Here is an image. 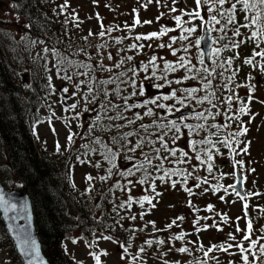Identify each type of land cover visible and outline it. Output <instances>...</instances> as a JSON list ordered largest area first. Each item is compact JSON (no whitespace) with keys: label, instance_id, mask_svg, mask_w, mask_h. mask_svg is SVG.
Instances as JSON below:
<instances>
[{"label":"snow or ice","instance_id":"snow-or-ice-1","mask_svg":"<svg viewBox=\"0 0 264 264\" xmlns=\"http://www.w3.org/2000/svg\"><path fill=\"white\" fill-rule=\"evenodd\" d=\"M93 2L95 3V0H93ZM152 2L153 0H147V3L143 4L142 7L147 8V4ZM155 2L159 4L160 0H155ZM177 2L178 0H172L173 5ZM194 4L195 8L188 11L180 10L182 15L173 17L177 28L180 29L179 37L172 36L169 38L170 42L168 44L161 43L157 45V47L161 49L167 47L173 56H177L178 52L184 53L183 55H179L175 61H168L163 56L158 58L156 54H153L147 61H140L139 65H135L130 63L134 60V56L132 55H126L116 59L111 53H108L107 59H115V63L107 66L104 65L101 60L94 67L91 63H85L83 61L77 62L67 57H61L56 49H43L45 54L51 51L53 56L56 57V63L53 67L56 68L57 78L61 81L70 82L74 89L71 95H68L70 91L69 87L65 86L60 89L61 100L65 103L64 111L75 113V115L71 117L63 118L65 120V126L69 128V134L66 138L67 145L69 147L73 145L75 142L74 137L76 136H79L81 139L92 136L93 139L90 144L85 143L81 145L82 148L87 150L84 155L87 156L89 153L97 154L109 165L105 170L106 175L97 178L101 181H107L113 175H116L119 176L121 180L126 181V183H121L120 180H117L113 187L109 189L110 192L119 190L129 193L127 200H122L120 204L116 205L117 209H130L133 203L139 204L141 209H143L145 207V202L150 207H155L152 201L161 195V193L156 191L157 186L155 181L157 179L165 183L170 182L171 187L175 188L178 183H187L188 177L192 176L193 172H195L198 167L195 165L192 166V171L176 167L165 168V162L170 165L187 164L192 159L189 152H192L195 154V160L199 161V165H206L207 171L211 174L214 167V156L224 155V153L220 152L219 148H217V144L228 149V157L231 160L233 168H235L236 165H240L242 168L244 164L243 160H235V156L240 153L248 154L249 152L251 141L244 142L237 138L244 137L249 132V128L241 117L249 115L247 124H251L255 119L256 114L250 113V105L253 100L255 99L257 102L264 104V101H260L254 96L258 85L252 82L256 79L253 72H259L260 76L264 78V47H261V45L264 44V0H194ZM68 6V0H64V4L58 6L60 8V13L57 14H62ZM11 7L19 8L20 5L13 4ZM55 11L56 10L53 9V12ZM133 11L135 12L137 10L134 9ZM170 11L176 12L177 9L172 7ZM202 12L204 14H202ZM238 13L242 14V22L237 20ZM161 16H163V13ZM183 16H187L189 19L184 20ZM160 18L161 17L158 16L157 21H159ZM97 19H101L99 14H97ZM194 21H199L200 23L196 24ZM143 23L150 24L152 22L144 21ZM140 24L141 21L137 13V18L134 20L132 27H128L127 25H125V27L131 32L132 28ZM185 24L189 26L185 27ZM24 27L30 28L31 25L25 24ZM100 27L101 31L98 35L101 38L113 31L112 27H108L107 30H105L102 21ZM198 29L200 32H203L204 35H197L193 42L190 38L193 34L198 33ZM241 29H246L249 34L245 36V33L241 32ZM175 30L174 28L162 26L159 32L138 34L135 37H131L134 42L124 49H119L118 54L120 51H135L136 54L139 55L145 45L138 42L160 39L168 32ZM229 32H231V36L228 35ZM211 33H218L219 35L213 39ZM91 35H93V33L89 31V36ZM236 37L244 38L237 40L235 39ZM124 38L125 37L115 38V43L120 44ZM84 39L87 40V37H84ZM21 40L27 41L28 38L22 36ZM209 40L211 41V45H215L224 40H227V43L223 44L222 47L215 48L209 45V50L213 57V66L209 68L205 64L203 59L204 53L201 52L199 57H197L200 65L198 67L187 54L192 47L199 49L202 41L208 45ZM178 42L181 46L179 48L173 47V45ZM249 42L254 43L255 47L252 49L250 56L243 58L242 65L248 66L251 71L248 73L244 83H236L235 77L241 70V65H236L233 68L234 61L240 59V54L237 49ZM30 43L35 44L36 41H30ZM40 43H43V41H40ZM147 46L149 48L152 47L151 44ZM96 47L99 52L101 48H106L107 44L96 45ZM257 49H259V51H257ZM81 51H83V49H81ZM222 51H232L233 55L221 59L220 53ZM257 57H259V59H257ZM43 58L47 59V56L45 55ZM88 59L92 60V57L89 56ZM158 59L163 61L162 65L158 63ZM70 68H75L77 71L69 73ZM79 69H83V71ZM97 69L102 72H108L110 74L109 78L99 79L96 77L95 71ZM217 69H220V71H217ZM180 70H183L184 73L182 77L169 79L170 73H175ZM45 71L46 73L51 72V69L45 65ZM141 73H143V76H141ZM225 73L229 74L225 76ZM80 76L87 77V80L74 81V77ZM216 77L220 78V83L214 86L213 79ZM47 80L49 94H55L56 88L52 83V76L48 75ZM190 80L197 81L198 86L172 87L173 84L181 85L185 81ZM82 85L86 87L87 91L82 89ZM109 85H114V87L109 88ZM30 87V84H25V88ZM165 87L170 89L168 93L161 91ZM241 87L247 89V96L245 98L240 97L236 92V89ZM149 88L156 89V93L150 94ZM221 88L230 93V95L224 97L223 100H220V97L216 95V92ZM129 89H131V91H129ZM201 92H203L204 95H199ZM77 96H79V99L75 100L74 103H66L68 99H73ZM101 96H103V99H101ZM141 97H143V99H140ZM115 100H119L121 103L118 104ZM81 101L84 102V107L81 111H76ZM170 101L172 103H166ZM192 101H195V103L193 104ZM214 101L226 104V110L221 112L218 104ZM234 101L238 104L235 111H233ZM205 103L210 105V107L203 108L201 111L196 110L197 105L202 106ZM88 105H92V107L89 108ZM136 109H143L144 111L143 113L134 111ZM160 109L163 110V115L155 111ZM184 109H191V111L188 115H184ZM213 109H215V111H213ZM109 112H115V115H109ZM129 112L132 113L131 117L126 115V113ZM84 113H95L87 130L84 132H72L71 121H81ZM175 113H181V115L175 119H168L169 116H174ZM53 115H55V113H53ZM221 115H223L227 123H208L210 118L215 120L217 116ZM154 116L157 118L153 119L151 123H140L137 125V121H143L145 117ZM189 119L204 121V123H189ZM104 120H106L107 123H102ZM119 121H124V123H119ZM235 122H239L237 124V131L228 132L227 135L221 139L219 135L220 131L230 128L232 123ZM49 123L51 124V121H49ZM133 125L137 126L132 131H120V129ZM77 127L83 128L84 125L83 123H78ZM97 128H100L102 131H112L115 129L117 130V134L104 138L95 135ZM209 129H216V131L211 132ZM51 130L55 135V128L53 127ZM184 130H186L188 137L186 141L187 151L184 148H180L177 143L184 138ZM201 131L208 132V135L201 139H195L194 137L198 136ZM211 136H216L217 139L213 141ZM170 144L174 146L170 147ZM233 144H235L236 147H233ZM241 144H244V146L239 148ZM145 148H147L148 151H145ZM237 148H239V151H237ZM60 150L61 145L57 142L56 151L60 152ZM138 151L140 152V156L135 155ZM77 158L79 159V157ZM80 162L91 163L92 166L96 168L102 167V163L99 160L95 162L80 160ZM121 164H124L125 167L121 168ZM251 171H254V169ZM137 172H141L143 178L137 180L130 179L135 177ZM152 172H162L163 174L153 176ZM231 175L235 177V171L231 173ZM173 176L182 177V181L172 180L171 178ZM195 178L199 181L195 185L196 188H199L201 184L208 183L206 177L203 180L199 177ZM93 179L91 175L87 176L88 181ZM244 181H246V176L241 174L238 182L243 184ZM137 184L140 186L147 184L148 188L144 190L148 191L150 189L154 195H143L138 199L134 198L130 193ZM210 187H212L214 191H218L222 186L210 185ZM229 187L233 189L241 200H245V196L241 195L239 191H236L235 183L229 185ZM184 190L188 192L189 195L194 194L191 188H185ZM205 191H207V189H205ZM225 191H227V189H225ZM254 195H259V193H255ZM220 198L223 199V197ZM189 207H192L191 201H189ZM243 207L245 210V217H247L248 204L245 203ZM0 209L3 210L6 216L8 213H13L12 216L8 217L11 220H27L30 219L31 216L26 201L18 205L13 201L12 195L10 193H5L3 190H0ZM211 209L212 206H208V210ZM261 211H264V209H261ZM144 214L146 213H141V218ZM131 219L135 220L136 217L132 216ZM176 219L182 220L183 217H177ZM224 219L226 220L227 218L224 217ZM237 219H239V217ZM175 222L176 221L173 220L172 224L167 225V227L171 228ZM149 223H152L154 226V222ZM198 223L199 220L194 221V225ZM208 227H217V230H222L218 228L217 225H204L202 229L198 228L197 231L207 230ZM236 231L239 232L241 229L237 226ZM251 232L252 223L249 220L247 223V234L243 236V241L250 242L249 246L245 247L243 241L235 244V247L239 249L243 264H250V255L253 257L254 262L259 260V257L256 255V245L259 239H264V236L253 240L251 239ZM229 237L231 240L236 239L231 233ZM183 238V233L174 237L176 240H182ZM16 239L19 241V253L25 264H46L40 256V250L35 239L31 237L26 229H20ZM103 239L112 240V237L104 236ZM76 242V240H73V243ZM113 242L118 243L117 241ZM157 243L163 244L164 241L159 240ZM146 244L151 246L153 241L148 240ZM233 246V244H226V242L220 245H213L212 248L205 251L204 255L207 256L208 252H211L213 249L227 252L228 249ZM89 247H91V245H89ZM120 247L124 248V245L121 244ZM201 248H203L202 245ZM144 250L145 249L141 247L139 251L143 252ZM177 251L185 253L188 252V249L186 247H181L177 249ZM124 252H127V248H124ZM259 252L261 255H264V244H260ZM103 254L107 255L106 252ZM231 254L235 255L236 253ZM90 255L95 258L96 264H100L99 255L94 252L90 253ZM121 258H124L123 255ZM165 264H167V262H165ZM229 264H232V262L230 261ZM261 264H264V262H261Z\"/></svg>","mask_w":264,"mask_h":264},{"label":"rangeland","instance_id":"rangeland-1","mask_svg":"<svg viewBox=\"0 0 264 264\" xmlns=\"http://www.w3.org/2000/svg\"><path fill=\"white\" fill-rule=\"evenodd\" d=\"M54 2L59 6L64 4V0H54ZM147 0H68V8L62 13V18H66L69 24V36L70 38L76 40L68 47V52L74 55L78 60L77 62L83 61L85 63H91L92 65H97L101 60L104 65L110 66L115 63L114 60H108L107 55L111 53L113 57L119 59L120 57L126 55L134 56V60L130 62L131 64L140 63V61H147L149 57L156 54L159 58L163 56L168 61H175L177 56L171 55L170 50L165 48H158L157 45L165 42L166 36L164 35L160 39H153L151 41H140L138 43H143L145 45L142 52L137 55L135 51H120L119 49L126 48L129 44L134 41L131 37H135L138 34H148L151 32H159L162 26L176 29L167 34V36L179 37L180 29L177 28L176 22L173 19L174 16L182 15L180 10H191L195 8L194 0H178V2L173 5L172 0H160L157 4L155 0L152 3L147 4V8L142 7L146 4ZM227 6V5H226ZM175 7L176 12H171L170 9ZM60 9V8H59ZM137 11H133V10ZM138 18L141 21L140 25L132 28L129 32L125 27H132L134 20ZM163 13V16L161 14ZM97 14H99L100 20L97 19ZM202 14H204L202 12ZM242 14H237V20L240 21ZM161 18L157 21V17ZM0 18L1 21L9 20L10 22H17L20 25L19 19L15 18L10 13V7L5 1L0 0ZM207 18V17H205ZM184 20H188L189 17L183 16ZM101 21L105 26V30L108 27H112L113 31L110 34H106L103 38L99 37L98 33L101 31ZM144 21H151L150 24H144ZM194 23L199 24V21H194ZM78 25V26H77ZM185 27L189 25L185 24ZM219 27V26H217ZM1 28L7 30L12 34L18 35L17 28L14 26H2ZM89 31L93 35L89 36ZM198 35L200 31L198 29ZM219 35L214 34V37ZM87 37V40L84 39ZM125 37L120 44L115 43V38ZM192 40V38H190ZM241 39V38H240ZM193 42L195 39L192 40ZM107 44L106 48H101L99 52L97 51L96 45ZM151 44L152 47L149 48L147 45ZM181 44L178 42L173 45V47L179 48ZM72 49V50H71ZM83 49V51H81ZM199 49L192 47L187 54L193 59V63H196L199 67L198 59L200 53ZM237 51L240 54V59L236 60V65H241V70L237 75V82L244 83L248 73L251 69L248 66L242 65V60L247 57V48L242 45ZM230 56L233 55L232 51H224ZM180 52L177 53L179 55ZM184 54V53H183ZM182 54V55H183ZM91 56L92 60L88 57ZM259 59V57H257ZM158 63L161 65L163 61L158 59ZM234 65V67L236 66ZM127 66V65H126ZM233 67V68H234ZM83 71V70H82ZM26 76L24 72L21 74ZM96 77L99 79H107L110 74L108 72H102L99 69L95 71ZM184 75L183 70L175 73L169 74V79L180 78ZM256 77L252 82L257 84L258 87L254 93L260 101H264V78L260 76L259 72H253ZM53 84L56 88V93L50 97V105H44V108H39L36 111V116H30L29 120L32 127V135L37 148L42 154L47 158L56 157L59 155H64L68 148H72V155L75 156V163L72 173L74 190L89 203V206L96 211L98 201L93 195L94 188H101L103 184L106 187H110L113 184L112 177L107 181H101L97 177L106 175V168L109 165L103 161L102 157L99 155L88 154L84 155L86 151L80 152L82 149L81 145L88 142L89 138L86 137L84 142H80V137L74 138V144L70 147L67 145V136L69 134V128L65 126V117H71L75 115L73 112H65V103L62 104L60 89L62 87H69L68 95L74 91L70 82L67 81H56L55 75L52 73ZM143 76V73H141ZM74 81L87 80L86 77H74ZM24 79L23 84H28L29 79ZM259 80V82H257ZM197 83H188L185 81L181 85L173 84V88L180 87H196ZM114 86L109 85V88ZM82 89L87 91L86 87L82 85ZM169 92V88L165 87L161 91ZM153 94L156 93V89L152 88ZM131 91V89H129ZM49 92V91H48ZM167 92V93H168ZM236 92L240 97L245 98L247 96L246 88H237ZM127 94V93H125ZM52 95V94H50ZM103 98V96H102ZM79 99V96L68 99L67 104H72L75 100ZM140 99H143L141 97ZM194 101H192L193 103ZM131 103V101H130ZM166 103H172L166 102ZM84 107V102L81 101L76 111H81ZM89 108L92 105H88ZM238 107V104L233 102V111ZM134 111H140L143 113V109H136ZM162 115L163 110H155ZM55 113V115H53ZM250 113L256 114L255 119L251 124H247L249 120V115H244L241 119L246 123L249 128V132L244 137H238L237 139L247 142L251 141L249 146L248 154L240 153V159L244 161V168H239L236 165L233 168L231 160L228 157L227 151L220 150L224 153L223 156L216 155L215 168L218 175L222 179L223 188L222 190L214 191L209 186L196 188L194 184L187 183L183 185L178 183L175 188L171 187V184L166 188V192L162 195L161 199H153L152 203L155 207H150L145 202V207L141 209L139 204L133 203L131 208H124L121 210V215L126 220L127 226L134 232V237L132 240L134 243H139L145 249L140 252L135 247H126L127 252H124V248L120 247L118 243L113 242L117 239L105 240L104 236L107 234L96 233L97 235H92L90 238H85L78 232L72 234L64 245L65 258L71 264H96L95 258L90 255V253H96L100 256V264H243L241 260V255L239 249L235 247L237 242L243 241V236L247 232V223L250 220L252 223L251 239L256 240L259 237L264 236V104L257 102L255 99L250 105ZM132 116V113L129 112ZM164 114V113H163ZM176 114V113H175ZM84 115H89L86 120L71 121V131L72 132H84L87 130L89 124L92 122V117L95 113H84ZM83 115V116H84ZM129 116V117H131ZM33 117V118H32ZM155 117V116H154ZM171 116L168 117L170 119ZM147 118V117H146ZM157 118V117H155ZM51 121V124L49 123ZM217 124H221V121L216 119ZM83 123V128H78L77 124ZM55 128L56 134L52 132V128ZM237 131V126L235 125L232 132ZM227 133L221 135L223 138ZM57 142L61 145L60 152L56 151ZM178 146L183 148L184 140L183 138L179 140ZM174 145L170 144V147ZM236 147L233 144V147ZM244 144H241L239 148H242ZM237 148V151L238 149ZM65 149V150H64ZM4 155L0 151V182L5 187V189L12 191L14 185L17 183L14 177L8 174V168L4 161L2 160ZM79 157V159L77 158ZM80 160H90V161H101L102 167H93L91 163H81ZM189 170H192V166L195 165V160L191 159L189 163L183 164ZM121 168L125 166H120ZM198 167L207 170L206 165H199ZM254 169V171H251ZM239 170V172L246 176V181L243 183L244 192L246 195V200L241 201L233 194L230 190L229 185L233 184V176L231 173ZM244 170V171H243ZM115 171V170H114ZM195 172H198V168ZM214 172V171H213ZM91 175L94 179L91 181L87 180V176ZM207 177L206 175H202ZM144 188V186L142 187ZM142 188L132 189L130 193L134 198H139L146 195ZM165 188L162 186V189ZM185 188H191L193 195H189ZM207 189V191H205ZM227 189V191H225ZM96 190V189H95ZM94 190V191H95ZM157 190V187H156ZM259 193V195H254ZM149 195H154L149 194ZM220 197H223L221 199ZM128 196L125 198L127 200ZM123 200L122 197L117 199L118 203ZM189 201H191L192 207H189ZM246 201V202H245ZM248 204V216H244L243 205ZM212 206L211 210H208V206ZM146 214L141 218V213ZM198 214V215H197ZM135 216L136 219L132 220L131 217ZM177 217H183L182 220L176 219ZM224 217L227 219L225 220ZM239 217V219H237ZM175 220V224L171 228L167 225L172 224ZM199 220L198 224L194 225V221ZM154 222V226L152 223ZM204 225H217L218 228L222 230H217V227H208L207 230H200ZM237 226L241 231L237 232ZM183 233L184 238L182 240H176L174 237ZM236 237L235 240H231L229 234ZM76 240V243H73ZM152 240L153 244L148 246L146 241ZM163 240V244L157 243V241ZM264 239H259L256 245V254L259 251V243ZM118 242V241H117ZM233 244L232 248H229L227 252L213 249L208 252L205 256L204 253L213 245H220L222 243ZM249 241H243L245 247L249 246ZM91 245V247H89ZM201 245L203 248H201ZM181 247H186L188 252L181 253L177 249ZM107 253L104 255L103 253ZM231 253H236L232 255ZM123 255V259L121 258ZM252 256H249V260ZM0 264H19L15 258L12 248L4 240H2V235L0 234Z\"/></svg>","mask_w":264,"mask_h":264},{"label":"trees","instance_id":"trees-1","mask_svg":"<svg viewBox=\"0 0 264 264\" xmlns=\"http://www.w3.org/2000/svg\"><path fill=\"white\" fill-rule=\"evenodd\" d=\"M2 1L8 4L10 13L21 21L20 25H17V22L13 23L9 20L3 22L0 18V151L4 155L2 160L4 159L7 165L8 174L12 175L17 182L13 189H17L26 194L30 200L36 234L43 255L49 264H71L66 260L63 248L65 242L76 232L85 238H90L98 232L107 234V236L112 237V239H117L120 245H124V248L135 247L137 250H140L143 246L139 243H134L132 240L134 232L127 226L126 220L121 215L122 209L116 208V205L120 204L117 199L122 197L123 200H125L129 193L119 190L114 192L109 191L117 180H120L121 183H126V181L121 180L119 176L113 175V184L110 187L107 188L106 184H103L101 188H94L93 195L98 201L95 211L89 206V203L86 204V201L89 202V199L85 200L74 190L72 173L75 156L72 155V148H68L62 156L59 155L47 158L38 150L33 140L34 137L32 135V127L29 118L30 116H36L37 109L44 108V105H50V97L53 96V94L50 95L48 92L47 76L53 73L56 81H61L56 76V68L53 67L56 63V57L53 56L51 51L45 54L43 49H56L61 57H67L73 61H78L71 51H67L68 47L76 42V40L69 36L68 20L62 18V14H57L60 13V9L54 0ZM13 4H19L20 7L13 8L11 7ZM53 9L56 11L53 12ZM239 17V20L242 22V15ZM25 24H30L31 27L25 28ZM2 26L16 27L18 35L17 33L12 34L8 32L1 28ZM241 32L245 33V36L249 34L246 29H241ZM197 35L198 33L193 34L191 37L192 40L196 39ZM228 35L231 36V32H229ZM22 36H26L28 40H21ZM240 38L243 39L244 37H236L235 39L239 40ZM30 41H36V43L31 44ZM40 41H43V43H40ZM168 41L170 42L169 38L165 40V42ZM226 42L227 40L220 41L216 45L222 46ZM244 45L247 48L246 55L250 56L252 49L255 47L254 43L249 42ZM261 47H264V44H262ZM257 51H259V49H257ZM182 54L183 53L180 52L179 55ZM45 55L47 59L43 58ZM220 57L223 59L221 53ZM211 61L212 67V56ZM45 65L51 69V72L46 73ZM135 65H139V63ZM93 66L95 67L96 65ZM79 70L82 71L83 69ZM73 71H77V69H69V73ZM217 71H220V69H217ZM23 72L24 74L26 73V76L21 75ZM25 78H27V80L29 79L28 84L31 85L30 88H25V83L23 84ZM187 82L198 84L197 81L193 80ZM218 83H220L219 77L213 79L214 86ZM199 95H204V93L201 92ZM216 95L220 97V100H223L225 95L224 89L221 88L216 92ZM101 99H103L102 96ZM115 102L118 104L121 103L119 100H115ZM214 102L218 104L221 112L226 110V104H221L219 101ZM194 103L195 101L193 104ZM206 107H210V105L207 103L202 106L197 105L196 110L201 111ZM213 111H215V109H213ZM108 114L115 115V112H109ZM126 115L131 116L128 113H126ZM217 117L222 118L221 124L223 122L227 123L223 115ZM153 119L156 118L145 117L143 121H137V125L140 123L149 124ZM102 123H107V121L104 120ZM119 123H124V121H119ZM190 123H204V121L192 119ZM137 125L120 129V131H132ZM230 129H232V125L227 129L228 132ZM184 131L183 148L187 151L186 141L188 137L186 130ZM223 131L224 130H221L219 135H221ZM116 134L117 130L115 129L112 131H102L100 128H97L95 132V135L104 138ZM207 135L208 132L201 131L200 134L194 138L201 139ZM77 137L78 136L74 138ZM92 139L93 137L91 139L89 138L87 143L90 144ZM211 139L213 141L216 140L215 136H211ZM79 141L84 142L85 140L80 138ZM217 147H220V150L223 149L219 144H217ZM83 151L87 150L82 148L80 152ZM145 151H148V149L145 148ZM135 155L140 156V152L138 151ZM189 155L195 160L194 153L189 152ZM215 160L216 156H214V172L210 174L207 170L197 167L198 172H193V175L188 177L187 183L196 185L199 181L195 177H199L203 180L205 176L202 175H206L208 183L201 184L200 187L220 185L222 186L220 190L224 189L222 179L215 168ZM198 164L199 161L195 160V166H198ZM120 166L125 165L121 164ZM164 166L165 168L176 167L192 171L184 165H170L165 162ZM162 174V172H152L153 176ZM140 178H143V174L137 172L136 176L130 179L137 180ZM171 179L182 181V177L179 176H173ZM155 183L157 186L156 191L161 193L158 198L161 199L162 195L166 192V188L169 187L170 182L165 183L157 179ZM181 183L183 185L187 184ZM162 186L165 188L162 189ZM142 187L143 186L137 184L135 188ZM135 188H133V190ZM145 188H148L147 184L144 185L142 189L144 190ZM145 193L146 195L152 194L150 189L145 191ZM0 234L2 235V240L11 246L15 258L18 263L21 264L18 256L14 252L13 245L8 238L1 218ZM260 244H264V240L259 243V246ZM256 255L259 257V260L254 262L252 257L249 260L250 264H261V262H264V255H261L259 251Z\"/></svg>","mask_w":264,"mask_h":264},{"label":"water","instance_id":"water-1","mask_svg":"<svg viewBox=\"0 0 264 264\" xmlns=\"http://www.w3.org/2000/svg\"><path fill=\"white\" fill-rule=\"evenodd\" d=\"M204 35V33H203ZM207 39V37H206ZM209 45H211V41L209 40V44L206 45L204 43V41L201 42V47L200 50L204 53V62L205 64L210 68L209 65V55H210V50H209ZM212 47V45H211ZM150 90V88H149ZM189 111L185 110L183 111L184 115H188ZM181 115V113H179L177 115V117H179ZM239 176L237 175V183H236V191H239L241 193V195H243V189L241 186V183L238 182ZM0 190H3L5 193H10L13 197V201L16 202L18 205L24 201L27 202L28 205V211L30 212L31 216L30 219H18V220H11L8 217L12 216L13 213H8V215L6 216L5 213L3 212L2 209H0V217L2 220V223L5 227V230L7 232V235L9 237V239L11 240L12 244L14 245L16 254L18 255V257L20 258L22 264H25L23 258L21 257L20 253H19V241L16 239V236L19 234V230L20 229H26L32 238L35 239L37 246L40 250V256L43 258V260L46 262V264H49L47 259L44 257L41 247H40V243L36 234V229H35V225H34V218H33V213H32V207H31V203L30 200L28 198V196L20 191H8L7 189H5L3 187V185L0 182ZM233 190V189H232Z\"/></svg>","mask_w":264,"mask_h":264},{"label":"flooded vegetation","instance_id":"flooded-vegetation-1","mask_svg":"<svg viewBox=\"0 0 264 264\" xmlns=\"http://www.w3.org/2000/svg\"><path fill=\"white\" fill-rule=\"evenodd\" d=\"M162 92H164V91H162ZM167 92V91H166ZM166 92H164V93H166Z\"/></svg>","mask_w":264,"mask_h":264},{"label":"bare ground","instance_id":"bare-ground-1","mask_svg":"<svg viewBox=\"0 0 264 264\" xmlns=\"http://www.w3.org/2000/svg\"><path fill=\"white\" fill-rule=\"evenodd\" d=\"M3 158V157H2Z\"/></svg>","mask_w":264,"mask_h":264}]
</instances>
